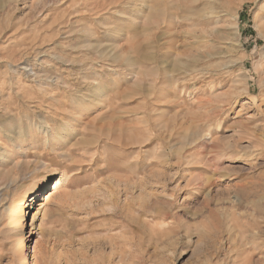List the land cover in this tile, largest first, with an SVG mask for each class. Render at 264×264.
Instances as JSON below:
<instances>
[{
    "label": "rangeland",
    "instance_id": "rangeland-1",
    "mask_svg": "<svg viewBox=\"0 0 264 264\" xmlns=\"http://www.w3.org/2000/svg\"><path fill=\"white\" fill-rule=\"evenodd\" d=\"M22 237L30 264H264V0H0V264Z\"/></svg>",
    "mask_w": 264,
    "mask_h": 264
},
{
    "label": "bare ground",
    "instance_id": "bare-ground-1",
    "mask_svg": "<svg viewBox=\"0 0 264 264\" xmlns=\"http://www.w3.org/2000/svg\"><path fill=\"white\" fill-rule=\"evenodd\" d=\"M45 180L44 181H41V183L37 186L38 189L36 190V186L35 187H32L31 189H29L28 191H26L22 197L20 198V200L18 201V203L16 204L15 208H14V211H13V217H14V221L17 222L20 226L22 225L23 226V221H24V217L26 215L25 213V204L26 202L30 199V197H33L35 196V193H37V191L42 187L44 186L45 184ZM60 184L61 182L57 181L56 183L53 184V189L48 193V195L42 200V203L41 202H38V205H36L37 209H36V212L38 213H34L32 215V220L35 219L36 215L40 214L41 213H45L46 210L44 209L45 207V204L46 202L52 198L54 195H56V193H58V190H60ZM37 198V196H35V199ZM51 200V199H50ZM33 209V208H32ZM31 209V210H32ZM24 240H23V237L22 239L20 240V249L18 250L19 252V257H20V261H21V264H30V259H29V256H30V253L32 252L31 250V247H29L28 245H24ZM22 249V250H21Z\"/></svg>",
    "mask_w": 264,
    "mask_h": 264
}]
</instances>
